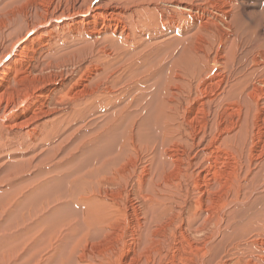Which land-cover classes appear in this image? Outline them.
<instances>
[{
    "label": "bare ground",
    "instance_id": "obj_1",
    "mask_svg": "<svg viewBox=\"0 0 264 264\" xmlns=\"http://www.w3.org/2000/svg\"><path fill=\"white\" fill-rule=\"evenodd\" d=\"M50 6L0 52V151H20L0 163L12 173L0 177V264H115L120 243L147 252L142 228L171 229L179 204L193 264H264V0ZM223 150L228 211L215 228Z\"/></svg>",
    "mask_w": 264,
    "mask_h": 264
},
{
    "label": "rangeland",
    "instance_id": "obj_2",
    "mask_svg": "<svg viewBox=\"0 0 264 264\" xmlns=\"http://www.w3.org/2000/svg\"><path fill=\"white\" fill-rule=\"evenodd\" d=\"M89 0H0V18H2L5 22H6V25H5V29L2 31L1 30V32H0V52L3 50V48H5V47H9L10 46V43L12 42H14L12 39H14V37H15V35L17 34V32H20V31H22V30H24L25 29V27H26V25L28 24V22H29V24H31V23H34L36 20H37V14H40L41 13V9H43V8H41V7H47L48 5L50 6V10H51V12H54V11H56L55 13L57 14V13H59V12H61V11H66V10H68L70 13H77L78 11H80V10H83L84 9V7H85V5L87 4V2H88ZM99 2H101V4H106L109 0H98ZM27 2V3H26ZM85 4H84V3ZM94 2H97V0H94ZM55 5V6H54ZM116 5V4H115ZM53 7V8H52ZM16 8V9H15ZM81 8V9H80ZM244 8H245V11L246 12H249V10H251V8H249V7H247V6H244ZM243 8V6H239V8H238V11H240L241 12V10L242 9H244ZM19 9V10H18ZM71 9V10H70ZM72 9H73V11H72ZM16 11L17 13H15V16L13 17V16H10V17H8V13H10L11 11ZM26 10V11H25ZM77 10V11H76ZM28 12V13H27ZM50 12V13H51ZM65 13H67V11L65 12ZM17 14V15H16ZM24 14V15H23ZM56 14H50L49 15V18H55L56 16H54V15H56ZM51 16V17H50ZM10 18V20L11 21H8V19ZM25 19V20H24ZM27 19V20H26ZM30 20V21H29ZM25 21V22H24ZM23 23V24H22ZM28 24V25H29ZM261 24H264V19H262V21H261ZM12 26V27H11ZM262 31H263V33H264V30L262 29ZM6 32V33H5ZM6 34V35H5ZM10 34V35H9ZM14 35V36H13ZM7 36V37H6ZM13 36V37H12ZM1 37L3 38V37H5V39L3 38V39H1ZM11 37V38H10ZM7 39V40H6ZM5 41V42H4ZM11 43V44H12ZM9 44V45H8ZM16 46V44L14 45V47ZM0 124H1V122H0ZM2 153H3V155H2ZM20 153V151H17V150H14V151H8V152H2V151H0V163H2L3 161H7V162H9V159H10V157L11 156H16L17 154H19ZM21 154H26V153H21ZM28 154V153H27ZM31 154V156H32V154L34 155V153H30ZM173 154L178 158L179 156L178 155H180V151H176V152H173ZM217 160H216V163H214V166H213V169H214V167H215V176L214 177H212V178H214V181L216 180V182H213V186H212V191H213V193L211 192V195H210V198H211V200L212 199H215V200H212V201H215V202H212L211 201V203H213V204H208V206L210 207V211H211V214H212V216H213V223H214V225H213V227H215V228H217V226H218V220L220 219V217H221V215H222V212H224V210H226V208H224V206L222 205V204H220V203H223L222 202V200H223V196H224V193L226 192V185H225V182L224 181H222L223 180V178H224V180L226 181L227 179H228V174H229V168L231 167V165H230V157H226L225 156V154H226V152L223 150V151H218L217 152ZM224 154V155H223ZM181 159H179V162H178V164H181L182 163V166L180 165V167L182 168V169H185L186 168V166H187V160H186V156L185 155H183V156H181L180 157ZM183 160V161H182ZM184 164V165H183ZM219 164H221V165H219ZM203 165V166H202ZM205 166H206V162H205V160L203 159V157H201V159H200V165H199V167H196V170L197 169H199V168H203V169H205ZM180 167H179V169H180ZM173 168V169H172ZM175 167L174 166H172V163H169V162H166L165 163V165H164V170H166V171H164V172H166L165 174H166V177H167V175H168V178H174L175 176L174 175H176V174H174L175 173V170L176 169H174ZM172 170L171 172H170V170ZM221 169V170H220ZM220 170V171H219ZM174 171V172H173ZM170 172V173H169ZM217 172V173H216ZM8 173H9V168H4L3 166H0V177H1V175H6L7 177L9 176V177H11V174L9 173V175H8ZM171 174V175H170ZM218 174V175H217ZM170 175V176H169ZM225 175V176H224ZM174 176V177H173ZM218 180H217V179ZM222 183V185L219 183ZM224 182V183H223ZM219 187H218V186ZM216 186V187H215ZM190 187H191V185H190ZM219 188V189H218ZM218 189V190H217ZM224 189V190H223ZM222 190V192H220ZM225 191V192H224ZM219 192V193H218ZM223 193V194H222ZM220 194V195H219ZM222 195V196H221ZM217 196H219V197H217ZM195 197H196V195L194 194L193 195V197H192V202L193 203H195L196 202V200H195ZM214 197V198H213ZM219 199V200H218ZM217 200V201H216ZM216 202H217V204H216ZM212 205V206H211ZM217 205V206H216ZM219 205V206H218ZM176 206V208H178V210L175 208V210H174V213H173V215H171V217H168L167 219H166V222H167V224L169 223V224H171V223H173L174 225H172V228L171 229H166L167 228V226H165L164 228H162V230H161V226H162V224L161 225H152L151 227H150V229H149V231L151 232L150 234H152L151 236H149L148 235V233L145 231V230H147V229H144V228H142V232H141V239H142V242H143V240H144V235H146L147 236V241L148 240H150V239H152L151 241H149V242H147L148 244H147V252H144V250L145 249H143V247H141V248H139V247H137L135 250H133V252H131L130 254L128 253V246L126 247L125 245L126 244H123V243H120L119 244V246H121L122 248H118V252H120V253H116L117 255H115L116 257V259H117V261H116V259H115V264H125V262H126V264H139L137 261L138 260H142V259H144V257L146 256V255H149L148 257H151V256H153L152 258H153V260H152V258H149V260L148 259H146V261L147 262H149L148 264H167L168 262V258H169V263L168 264H177V263H179V264H193L194 263V261H195V258H196V256H195V253L194 252H192V251H190L189 249H188V247H187V242L185 241V239H183V238H181V230H180V219H181V215L179 214L180 212H181V214H183V210H184V208H183V205H175ZM213 207V208H212ZM220 207V208H219ZM221 208H222V210H221ZM216 210V211H215ZM218 210H219V212H218ZM226 211H228V209L226 210ZM177 212V213H176ZM216 212V213H215ZM135 214V215H134ZM137 213L136 212H131V215H132V217L134 218V220H136L137 219V215H136ZM175 214V215H174ZM178 214V215H177ZM218 215V216H217ZM224 216H226V215H224ZM223 216V217H224ZM216 217V218H215ZM171 219V220H170ZM217 220V221H216ZM128 221V220H127ZM170 221V222H169ZM216 221V222H215ZM136 222V221H135ZM124 223V224H123ZM137 223V222H136ZM195 224L193 225V227H198L199 225H200V222H198V221H196V222H194ZM198 224V225H197ZM126 227H125V226ZM121 226H122V228H123V226H124V229H123V232H124V237L126 236V232H128L127 230H129L130 228H127V226L128 227H130V225H126V222L125 221H122L121 222ZM174 227V228H173ZM224 227V224L222 225V228ZM153 229V230H152ZM164 229L166 230V231H164ZM179 229V230H178ZM178 230V231H177ZM155 231V232H154ZM158 231V232H157ZM164 233H163V232ZM177 231V232H176ZM180 231V232H179ZM158 233V234H157ZM174 233H176L177 235H175ZM155 234V235H154ZM180 235V236H179ZM197 235V236H196ZM195 236H193L194 237V239L196 240V241H200L201 239H202V237L204 236V234H202V233H199V234H196ZM153 236V237H152ZM157 236V237H156ZM168 236V237H167ZM170 236V237H169ZM159 237V238H158ZM183 237V236H182ZM167 238H168V240H167ZM170 238V239H169ZM172 238V239H171ZM123 239H124V243H128V242H126V239L129 241L130 240V237L127 235V237H125V238H123L122 237V242H123ZM193 239V238H192ZM173 240V241H172ZM218 239H216L215 241H217ZM155 241V242H154ZM159 241V242H158ZM162 241V242H161ZM170 241V242H169ZM177 242V243H176ZM158 243L160 244V245H158ZM164 243V245H162V244ZM170 243V244H169ZM175 243V244H174ZM157 244V245H156ZM173 244V245H172ZM124 245V246H123ZM162 245V246H161ZM165 245H167V246H165ZM172 245V246H171ZM176 245V246H175ZM180 245H182V246H180ZM102 246V247H101ZM104 246L105 245H96L95 247L93 246V247H91V246H87L86 248V250L88 251V252H94V255L91 253V260L94 262V263H97L98 262V258L97 257H95L96 256V254L100 251V253H102V249H104ZM152 246H154V248L152 247ZM159 246V248H161V247H163V251H164V253H163V260H162V262H158V256L154 253L155 252V250L157 249V247ZM170 246V247H169ZM178 246V247H177ZM125 247V248H124ZM166 247V248H165ZM169 247V248H168ZM178 248L177 250H176V248ZM105 248H106V246H105ZM152 248H153V251H152ZM171 248V249H170ZM126 249V250H125ZM93 250H95V251H93ZM124 250V251H123ZM142 250V251H141ZM173 250V251H172ZM184 250V251H183ZM98 251V252H97ZM168 251H170V252H168ZM181 251V252H180ZM95 252H96V254H95ZM135 252V253H134ZM142 252V253H141ZM153 253V255H152V253ZM166 252V253H165ZM174 252V253H173ZM186 252V253H185ZM138 253V254H137ZM145 253V254H144ZM173 256V257H175L173 260L171 259V255ZM188 253H190V255L188 254ZM123 254V255H122ZM154 254L156 255V256H154ZM167 254V255H166ZM193 254V255H192ZM121 255V256H120ZM145 255V256H144ZM164 255H166V256H164ZM169 255V256H168ZM176 255V256H175ZM193 256V257H192ZM103 257V256H102ZM129 257V258H128ZM154 257H156L157 259H155ZM168 257V258H167ZM172 257V258H173ZM180 257V258H179ZM195 257V258H194ZM104 258V257H103ZM166 258V259H165ZM177 258H179V259H177ZM120 259V260H119ZM134 259V260H133ZM180 259H181V261H180ZM193 259V260H192ZM97 260V261H96ZM111 260H113V259H111ZM178 260V261H177ZM183 260V261H182ZM184 260H185V262H184ZM187 260V261H186ZM189 260H190V263H189ZM120 261V262H119ZM152 261V262H151ZM155 261V262H154ZM177 261V262H176ZM124 262V263H123ZM136 262V263H135ZM145 262V260H143L142 261V264H146V262ZM158 262V263H157ZM167 262V263H166ZM176 262V263H175Z\"/></svg>",
    "mask_w": 264,
    "mask_h": 264
}]
</instances>
